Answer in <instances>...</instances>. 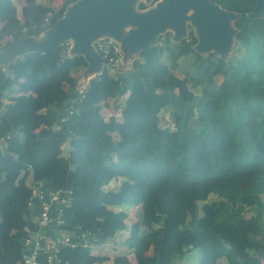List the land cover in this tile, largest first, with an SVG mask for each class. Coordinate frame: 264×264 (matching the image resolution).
<instances>
[{"label": "trees", "instance_id": "obj_1", "mask_svg": "<svg viewBox=\"0 0 264 264\" xmlns=\"http://www.w3.org/2000/svg\"><path fill=\"white\" fill-rule=\"evenodd\" d=\"M62 1L57 9L25 0L19 10L0 0V52L41 36L79 0ZM211 1L245 21L226 61L198 53L190 26L181 42L160 36L121 75L105 67L83 94L73 73L85 62L65 44L0 65V264H20L24 228H37L32 180L73 192L57 231L90 233L91 245L127 231L128 210L139 209L125 242L136 262L122 255L115 264H176L194 251L193 264H264V17H249L257 0ZM110 99L120 119L102 116ZM92 247L59 255L68 264L110 260Z\"/></svg>", "mask_w": 264, "mask_h": 264}, {"label": "water", "instance_id": "obj_2", "mask_svg": "<svg viewBox=\"0 0 264 264\" xmlns=\"http://www.w3.org/2000/svg\"><path fill=\"white\" fill-rule=\"evenodd\" d=\"M137 1L79 0L68 7L63 18L43 33L42 41H37L35 37H21L1 51L0 65L8 66L27 53L56 50L62 43L71 41L70 54L83 56L89 69L98 75L103 71V62L94 44L103 38H123L128 46L125 51L121 48L124 53L123 70L127 72L140 52L157 45L158 38L167 29L173 30L172 40L176 43L188 37L186 21L189 20L190 10L194 11L191 18L199 39L195 50L207 55L204 52L215 48L223 54L230 49L232 42L233 30L229 24L241 17L211 0H164L142 13L136 10ZM249 17H264V0H257ZM131 26L136 29L126 33L125 30Z\"/></svg>", "mask_w": 264, "mask_h": 264}, {"label": "built area", "instance_id": "obj_3", "mask_svg": "<svg viewBox=\"0 0 264 264\" xmlns=\"http://www.w3.org/2000/svg\"><path fill=\"white\" fill-rule=\"evenodd\" d=\"M46 22H48L47 18ZM10 39L12 40V37ZM67 47L70 49L71 45L68 44ZM95 47L101 56L103 69L108 67L117 75L124 73V53L116 40L103 38L96 42ZM101 74L102 71L96 77ZM72 114L73 106L71 105L68 114L61 117V122L66 121ZM30 188L32 190L30 206L34 207L38 202L41 212L36 229L30 226L24 228L26 238L20 264H68L62 261L59 255L62 249L93 246L89 243L90 233L72 236L57 231V228L64 224L65 209L72 204L73 192L71 190L47 189L46 183L41 180H32Z\"/></svg>", "mask_w": 264, "mask_h": 264}, {"label": "rangeland", "instance_id": "obj_4", "mask_svg": "<svg viewBox=\"0 0 264 264\" xmlns=\"http://www.w3.org/2000/svg\"><path fill=\"white\" fill-rule=\"evenodd\" d=\"M164 0H138L136 2V10L138 12H141L142 13V10L140 9V5L141 4H144L146 5L147 9H152L153 7L156 6L157 3L159 2H162ZM194 15V11L193 10H190L189 13H188V16H189V20L186 21V24H187V31L189 30V27H193L195 33L198 35L197 33V27L194 25V22L192 20V16ZM240 22H244L245 21L242 19V17L238 18V20H232L229 24V27L233 30V33L231 35V45H230V49L226 52V53H223V54H219L217 52V50L215 48H211L209 51L207 52H204L205 54L207 55H214L216 57H219L220 60L222 61H226L230 55H231V52L234 50V46H235V42L236 40H238L240 37H241V29L239 28V25L238 23ZM136 29L135 27L131 26V27H128L125 32L127 33L128 31H130V29ZM161 37L162 38H165V37H171L173 39L174 37V32L172 29H167L165 32H163L161 34ZM120 45V47L123 49V51L125 50H128V46L127 44H125V41L123 38H118L116 39ZM182 65L185 69H188L189 68V64H188V61H182ZM76 74V77L78 80H80V78L82 76H84L85 78H87L88 80L93 78L94 75L93 72L89 69V66H86V67H81L80 69L76 70L74 72ZM87 74H88V77H87ZM183 74L181 73V76ZM9 104V103H8ZM110 107H103L102 110H101V113H102V116L105 117V118H109L111 115H116L119 119L121 118V109L118 107V104H109ZM120 105H122V102H120ZM166 119H170L169 116H165ZM116 135V134H115ZM117 136V135H116ZM118 137V136H117ZM121 180H117V181H114L112 182L106 189L109 190V189H113V188H117L120 184ZM214 200L217 199L216 196L213 197ZM129 212V218L126 220L128 226H129V229L131 228V226L136 223L139 219V209L138 208H131L128 210ZM255 214L253 212H250L249 210L246 211V216L248 219H252L253 216ZM129 229L125 232H121L119 233L116 238L114 240H110L107 242L108 245V250L104 253V254H107V255H110L112 257H115L117 255H122L126 250H125V247H126V239L129 237ZM97 244H94L93 246H96ZM116 245V246H115ZM114 246L116 248H114ZM200 257H201V254L199 251H194L192 253V255H189L187 256L186 258H184V261H190L192 264L193 263H198V261L200 260ZM264 259V258H263ZM182 263V262H181ZM186 264V263H184ZM220 264H227L225 261H222Z\"/></svg>", "mask_w": 264, "mask_h": 264}, {"label": "crops", "instance_id": "obj_5", "mask_svg": "<svg viewBox=\"0 0 264 264\" xmlns=\"http://www.w3.org/2000/svg\"><path fill=\"white\" fill-rule=\"evenodd\" d=\"M52 1V3H53V6L55 7V8H57V9H60L61 8V6L63 5V1L62 0H51ZM15 2H16V4H17V7H18V9L19 10H21L25 5H26V2H25V0H15ZM142 11H144V10H142ZM45 22H46V19H45ZM3 26V23L2 22H0V29H1V27ZM43 38H44V34H41V36H39V37H35V39L37 40V41H42L43 40ZM185 39H187V37L185 38ZM68 45V44H73L71 41H69V42H65V43H62V45ZM96 44V43H95ZM95 44H94V46H95ZM71 48V47H70ZM3 51V50H2ZM70 49H68V52H67V56L68 57H70ZM75 57H82V60L85 62V63H83V65H82V68L83 67H86V66H89V64L87 63V61H86V59L83 57V56H72L71 55V57L70 58H75ZM5 67H7V66H5ZM73 77L77 80V84H76V91L78 92V93H81V94H83L84 92H85V90L88 88V86H89V84H90V82L92 81V79H94L95 78V76L93 77V78H91V79H87V78H85L84 76H82L81 78H80V80H78L77 79V77H76V74L75 73H73ZM87 77H88V74H87ZM89 78V77H88ZM23 96V93L22 94H19V95H16L10 102L11 103H19L20 101H21V97ZM125 99L126 98H124L123 99V101H125ZM7 103V102H6ZM108 103H110L111 105L114 103V100H112V99H110L109 101H108ZM8 104V103H7ZM119 186H120V184H119ZM119 186L117 187V188H113V189H118L119 188ZM109 243V242H108ZM108 245L109 244H107V243H104V244H101V245H96V246H94V247H92V253L94 254V255H97V256H105V257H109V261H107V262H105V263H103V264H115L114 263V258L115 257H117V256H122V255H124V256H128V258H129V260H130V262H132V263H135L136 262V258H135V255L133 254V253H130L131 251L128 249V247L126 246L125 247V252L122 254V255H117V256H115V257H112V256H110V255H107V254H104L107 250H108ZM116 246V245H115ZM114 246V248H116ZM155 251H156V249L153 247V248H151V250L149 251V252H147V255H150V256H152V255H154L155 254ZM182 262V263H181ZM263 262H264V259H263ZM184 263H186V264H189V263H191L190 261H184V258H181V259H179V260H177L176 261V264H184Z\"/></svg>", "mask_w": 264, "mask_h": 264}, {"label": "flooded vegetation", "instance_id": "obj_6", "mask_svg": "<svg viewBox=\"0 0 264 264\" xmlns=\"http://www.w3.org/2000/svg\"><path fill=\"white\" fill-rule=\"evenodd\" d=\"M146 9H147V8H146ZM146 9H145V10H146ZM141 10H142V9H141ZM196 35H197V34H196ZM187 38H188V37H187Z\"/></svg>", "mask_w": 264, "mask_h": 264}]
</instances>
